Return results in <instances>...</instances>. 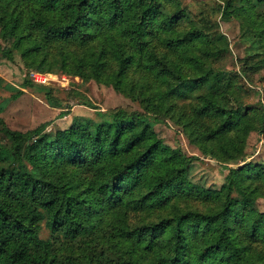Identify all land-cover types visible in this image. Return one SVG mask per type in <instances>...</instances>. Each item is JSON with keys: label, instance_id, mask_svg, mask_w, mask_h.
<instances>
[{"label": "trees", "instance_id": "16d2710c", "mask_svg": "<svg viewBox=\"0 0 264 264\" xmlns=\"http://www.w3.org/2000/svg\"><path fill=\"white\" fill-rule=\"evenodd\" d=\"M217 16L238 22L245 59L264 65V0H0V53L129 86L205 145L256 109L235 71L210 64L230 50ZM22 86L70 113L52 86ZM99 114L109 119L50 132L13 129L0 112V264H264V163L228 167L222 190L204 193L177 180L197 157L168 148L144 113Z\"/></svg>", "mask_w": 264, "mask_h": 264}, {"label": "rangeland", "instance_id": "374dc122", "mask_svg": "<svg viewBox=\"0 0 264 264\" xmlns=\"http://www.w3.org/2000/svg\"><path fill=\"white\" fill-rule=\"evenodd\" d=\"M203 1L211 3L215 0ZM193 9L196 10V6ZM217 18L221 30L228 37L230 50L212 56L210 64L216 69L235 71L237 82L247 91L246 104L254 105L256 109L234 131L222 134L205 145L199 144L188 120L166 114L157 107L156 101L141 97L133 88L87 72L79 73L72 67L52 65L43 72L47 80L41 84L52 86L56 96L69 100L70 113L60 117L62 108L50 106L44 93L22 86L23 78L28 76L30 69L23 65L19 52H14L10 60L2 58L0 53V78L3 80L0 85L1 115L13 129L26 131L40 123L50 122L48 130L55 132L68 127L74 119L84 121L89 118L91 126L109 119L102 117L99 114L101 111L124 108L142 112L143 123L155 128L168 148L181 146L187 155L197 157L187 174L178 176L177 180L198 191L217 194L226 184L228 167L246 171L251 166L264 163L260 117L264 110V65L258 58L245 59L246 45L240 40L238 22L233 18ZM9 85L14 89H10ZM19 90L22 92L15 96ZM71 90L88 97L101 111L78 104V97H69ZM258 207L264 211V198L258 199Z\"/></svg>", "mask_w": 264, "mask_h": 264}, {"label": "built area", "instance_id": "2783aa9c", "mask_svg": "<svg viewBox=\"0 0 264 264\" xmlns=\"http://www.w3.org/2000/svg\"><path fill=\"white\" fill-rule=\"evenodd\" d=\"M28 76L37 83H44L47 80V76L43 72L30 70Z\"/></svg>", "mask_w": 264, "mask_h": 264}]
</instances>
